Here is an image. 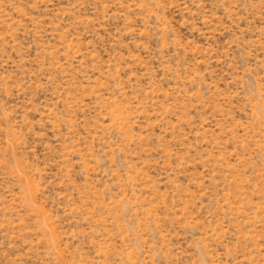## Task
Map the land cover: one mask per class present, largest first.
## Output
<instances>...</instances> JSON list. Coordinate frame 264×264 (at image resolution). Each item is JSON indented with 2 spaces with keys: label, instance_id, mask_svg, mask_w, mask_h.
Masks as SVG:
<instances>
[{
  "label": "rangeland",
  "instance_id": "374dc122",
  "mask_svg": "<svg viewBox=\"0 0 264 264\" xmlns=\"http://www.w3.org/2000/svg\"><path fill=\"white\" fill-rule=\"evenodd\" d=\"M0 264H264V0H0Z\"/></svg>",
  "mask_w": 264,
  "mask_h": 264
}]
</instances>
